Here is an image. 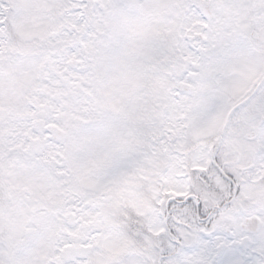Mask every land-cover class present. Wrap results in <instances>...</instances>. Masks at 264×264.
Listing matches in <instances>:
<instances>
[{"label":"snow or ice","instance_id":"6c2138e0","mask_svg":"<svg viewBox=\"0 0 264 264\" xmlns=\"http://www.w3.org/2000/svg\"><path fill=\"white\" fill-rule=\"evenodd\" d=\"M0 264H264V0H0Z\"/></svg>","mask_w":264,"mask_h":264}]
</instances>
